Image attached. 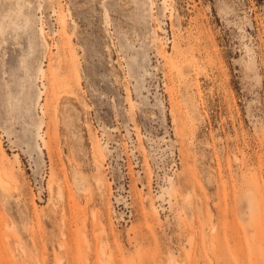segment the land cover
Instances as JSON below:
<instances>
[{"label": "rangeland", "instance_id": "1", "mask_svg": "<svg viewBox=\"0 0 264 264\" xmlns=\"http://www.w3.org/2000/svg\"><path fill=\"white\" fill-rule=\"evenodd\" d=\"M0 178V264H264V0H0Z\"/></svg>", "mask_w": 264, "mask_h": 264}, {"label": "bare ground", "instance_id": "2", "mask_svg": "<svg viewBox=\"0 0 264 264\" xmlns=\"http://www.w3.org/2000/svg\"><path fill=\"white\" fill-rule=\"evenodd\" d=\"M43 37V36H42ZM194 127V126H193ZM193 129V128H192ZM196 129V128H195ZM194 131V130H193ZM194 137V136H193ZM193 139V138H192ZM105 149H106V146H103ZM94 153V152H93ZM96 155V154H95ZM93 157L92 158H94L93 160L94 161H96L97 162V158L94 156V154L92 155ZM0 179H2V178H0ZM2 181H4V180H2ZM1 181V182H2ZM0 182V185L2 184V186L3 187H6L5 185H4V182L3 183H1ZM72 183H73V185L75 186V188H76V190H81V188H82V186H83V183H84V179L83 178H81V176L79 175V172H78V170L75 168L74 170H73V175H72ZM1 187V186H0ZM7 188V187H6ZM2 189V188H1ZM1 189H0V191H1ZM5 190V189H4ZM4 190L2 189V191H3V194H5V196L7 195L6 193H4ZM7 191H9V190H7ZM6 191V192H7ZM1 194H2V192H1ZM0 194V195H1ZM57 196H59V198L60 197H62V195H63V193H62V191H61V188L59 187L58 188V192H57ZM188 195V194H187ZM2 196V195H1ZM4 196V195H3ZM2 200H4V199H2ZM185 200L187 201V198H185ZM62 260V259H61Z\"/></svg>", "mask_w": 264, "mask_h": 264}]
</instances>
